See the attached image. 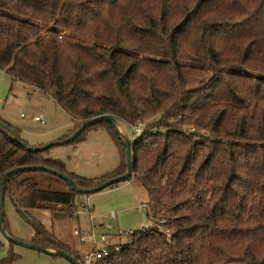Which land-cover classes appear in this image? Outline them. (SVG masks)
Segmentation results:
<instances>
[{"label":"trees","instance_id":"trees-1","mask_svg":"<svg viewBox=\"0 0 264 264\" xmlns=\"http://www.w3.org/2000/svg\"><path fill=\"white\" fill-rule=\"evenodd\" d=\"M0 71L70 117L63 139L99 115L145 126L130 140L127 180L147 190L152 224L96 264H264V0H0ZM0 121L21 141L0 127V188L4 180L19 215L61 204L72 217L80 193L62 179L65 190L40 188L28 170L5 177L12 169L43 165L85 189L109 179L68 172ZM90 128L113 134L121 159L112 177L124 173L110 123L69 143ZM36 227L37 244L79 260ZM2 228L13 237L3 209Z\"/></svg>","mask_w":264,"mask_h":264},{"label":"rangeland","instance_id":"rangeland-1","mask_svg":"<svg viewBox=\"0 0 264 264\" xmlns=\"http://www.w3.org/2000/svg\"><path fill=\"white\" fill-rule=\"evenodd\" d=\"M33 89L12 81L6 73L0 71V119L17 127L29 146L40 147L63 139L71 128L72 121L51 97ZM33 116H41L45 123L34 121ZM115 126L123 140L137 137L134 136L133 128L123 120L116 118ZM144 127L142 124L141 129ZM117 145L118 142L111 132L103 128H90L85 131L83 139L52 146L46 155L63 161L68 172L101 182L112 177L120 164L121 153ZM27 176L37 182L40 188L65 190L60 178L52 173L31 170L27 172ZM87 196L97 213L92 219L94 228L91 227L89 217L81 206L73 205L72 217L67 215L61 204H49L44 208L28 210L21 216L14 210L8 198H5L2 208L13 237L35 244L36 241L43 242L44 236L36 235V226L40 224L47 232L55 235L59 234V229L66 242L72 246L78 244V251L93 248L98 250L123 241L125 237H112L108 240H101V237L106 234L116 236L115 233L119 230L140 229L149 223L146 206L149 201L148 192L133 179L121 181ZM74 199L80 203L82 195L78 194ZM112 212L116 213L115 217H111ZM55 217L60 218L62 222H55ZM107 225H111V228H107ZM74 228L94 232L95 245L90 236L84 242L78 241L71 232ZM0 241V261L13 252L18 256L11 264H72L62 256H51L24 245L11 243L2 235Z\"/></svg>","mask_w":264,"mask_h":264},{"label":"water","instance_id":"water-1","mask_svg":"<svg viewBox=\"0 0 264 264\" xmlns=\"http://www.w3.org/2000/svg\"><path fill=\"white\" fill-rule=\"evenodd\" d=\"M101 120H104L108 123H110L114 128H115V131L118 135V137L122 140V143H123V146H124V150H125V160H126V170L124 173L118 175V176H115V177H112V178H109L107 179L106 181L100 183L99 185H97L96 187H93V188H89V189H85V188H81L79 186H77L73 179L70 178L69 176H67L66 174L64 173H61L55 169H51L49 167H46V166H43V165H30V166H23V167H18V168H15V169H12L10 170L9 172H7V174L5 175V177L12 173V172H15V171H19V170H40V171H45V172H49V173H52L53 175L57 176L58 178L62 179L63 181L67 182L69 185H71L75 191H77L78 193H80L81 195H88V194H91V193H94V192H97V191H100L108 186H111L113 184H116V183H119L121 181H125L127 180L130 175H131V166H132V163H131V149H130V140L129 139H126V140H123L119 134H118V131L116 130V126H115V118L111 115H99V116H96L94 118H90V119H87L85 121H83L81 123V125L72 133L70 134L67 138L61 140V141H55V142H52V143H49V144H45L43 146H40V147H36L35 150H45V149H48L52 146H55V145H59V144H67L69 142H71L82 130H84L85 128L91 126L92 124L96 123V122H99ZM0 127L8 130L13 138L21 143V141L19 140V138L16 136V133L5 123H3L2 121H0ZM4 188H5V183H4V180L2 181L1 183V188H0V234L6 239L8 240L9 242H12V243H16V244H20V245H24V246H27V247H30V248H33V249H36V250H39V251H42V252H45L46 254H52V255H55V256H62L66 259H68L72 264H79L77 262V260L72 256L70 255L68 252H66L65 250H60V249H54V250H51L45 246H42V245H38V244H35V243H30V242H26V241H22L20 239H17L15 237H12L10 236L9 234H7L4 229L2 228V207H3V203H4Z\"/></svg>","mask_w":264,"mask_h":264},{"label":"built area","instance_id":"built-area-1","mask_svg":"<svg viewBox=\"0 0 264 264\" xmlns=\"http://www.w3.org/2000/svg\"><path fill=\"white\" fill-rule=\"evenodd\" d=\"M22 116V114H21ZM33 120L34 121H39L40 123H44V120L41 116H33ZM141 125L142 123H138L137 125H133L131 126L133 128V133L134 135H138L140 134V132L142 131L141 129ZM78 201H76L74 199L73 201V205L74 206H81L83 207L85 210V212L87 213L89 220L91 222L92 225V219L94 217H96L95 212L92 208V206L90 205L89 201H88V196L87 195H82V200L80 201V203H77ZM111 217H115L116 213L112 212ZM151 222H149L148 224H146V226H144L143 228L140 229H126V230H119L118 233H115L116 236H109V234H106V236H102L101 240H105L107 238L110 239L112 237H129L130 235H132L134 232H138V231H142V230H147L150 228L151 226ZM92 228H94L95 226H91ZM107 228H111V225H107ZM158 228L163 231L167 237H171V232L164 227L163 225H159ZM72 234L74 235V237L78 240V241H86V239L90 236L93 238V242L95 245L96 242V235L94 232H87V231H83L80 228H74L71 229ZM115 245L114 248L116 251H119V246H117V244H112ZM108 246V245H107ZM107 246L101 249L96 250L95 248H93L92 250H88V251H82L79 253V260L77 261L79 264H96L99 259L107 253Z\"/></svg>","mask_w":264,"mask_h":264},{"label":"crops","instance_id":"crops-1","mask_svg":"<svg viewBox=\"0 0 264 264\" xmlns=\"http://www.w3.org/2000/svg\"><path fill=\"white\" fill-rule=\"evenodd\" d=\"M45 123V122H44ZM43 124V123H42ZM72 125H73V122H72ZM72 128V127H71ZM70 128V129H71ZM70 129H68V131H67V133H66V135L69 133V131H70ZM48 152V151H47ZM47 152H46V154H47ZM48 157H50V156H48ZM55 159H57V158H55ZM59 160V159H58ZM65 169H66V167H65ZM89 201V200H88ZM90 203V202H89ZM91 205V204H90ZM92 208H93V210H94V212L96 213V211H95V209H94V207L92 206ZM31 210H35V209H31ZM97 214V213H96ZM53 220H55V222H58L59 224H60V222H62L61 221V219L60 218H53ZM9 224V223H8ZM63 229V228H62ZM61 229V231H63ZM10 230V229H9ZM11 233V232H10ZM58 233L59 234H57V235H55V234H53L57 239H59L62 243H64L65 245H67L68 246V248L70 249V251H72V252H76V253H80V252H82V251H78L77 249H78V244H75L74 246H72L71 245V243H68V242H66L65 240H64V237L62 236V234L60 233V231H59V229H58ZM49 249H51V250H54L53 248H49Z\"/></svg>","mask_w":264,"mask_h":264}]
</instances>
